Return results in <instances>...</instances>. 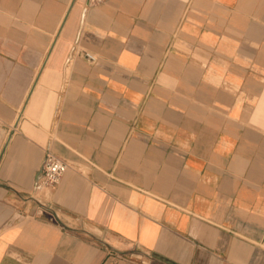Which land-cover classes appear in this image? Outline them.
<instances>
[{"label": "crops", "instance_id": "crops-1", "mask_svg": "<svg viewBox=\"0 0 264 264\" xmlns=\"http://www.w3.org/2000/svg\"><path fill=\"white\" fill-rule=\"evenodd\" d=\"M0 264H264V0H0Z\"/></svg>", "mask_w": 264, "mask_h": 264}, {"label": "built area", "instance_id": "built-area-1", "mask_svg": "<svg viewBox=\"0 0 264 264\" xmlns=\"http://www.w3.org/2000/svg\"><path fill=\"white\" fill-rule=\"evenodd\" d=\"M108 0H87V6L93 7L101 5ZM90 61L91 56H86ZM68 168L67 163L51 152L48 148L44 151L43 160L37 173L35 191L53 190L57 187L61 177Z\"/></svg>", "mask_w": 264, "mask_h": 264}]
</instances>
